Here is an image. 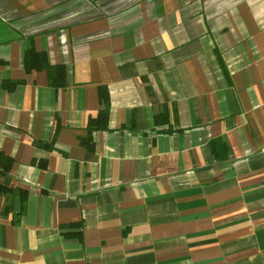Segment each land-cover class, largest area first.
I'll return each instance as SVG.
<instances>
[{
  "label": "crops",
  "instance_id": "crops-1",
  "mask_svg": "<svg viewBox=\"0 0 264 264\" xmlns=\"http://www.w3.org/2000/svg\"><path fill=\"white\" fill-rule=\"evenodd\" d=\"M0 61V264H264V0H0Z\"/></svg>",
  "mask_w": 264,
  "mask_h": 264
},
{
  "label": "trees",
  "instance_id": "trees-1",
  "mask_svg": "<svg viewBox=\"0 0 264 264\" xmlns=\"http://www.w3.org/2000/svg\"><path fill=\"white\" fill-rule=\"evenodd\" d=\"M1 63V61H0ZM23 68L25 72H30L31 70H45L47 72L48 83L51 86L59 87L65 84V67L62 64H50L47 55L44 52L37 51L32 44H29L23 52L22 58ZM18 81H13L11 79H5L2 81V87L8 91H12ZM99 101L101 108L97 115L94 117H89L87 121V131L89 135L95 130H101L107 128V118H108V92L104 86H100L98 89ZM87 147H90L89 138L81 141ZM38 144V142H36ZM39 145H44L39 143ZM13 163L12 158L3 154L0 151V173L6 174ZM11 192L7 188L0 186V193ZM21 198V205L25 202L26 193L19 192ZM80 225H72L71 227H77ZM80 236V235H79Z\"/></svg>",
  "mask_w": 264,
  "mask_h": 264
}]
</instances>
